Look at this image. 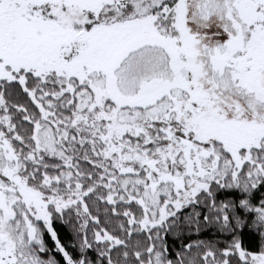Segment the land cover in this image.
<instances>
[{"label": "snow or ice", "instance_id": "6c2138e0", "mask_svg": "<svg viewBox=\"0 0 264 264\" xmlns=\"http://www.w3.org/2000/svg\"><path fill=\"white\" fill-rule=\"evenodd\" d=\"M0 264H264V0H0Z\"/></svg>", "mask_w": 264, "mask_h": 264}]
</instances>
